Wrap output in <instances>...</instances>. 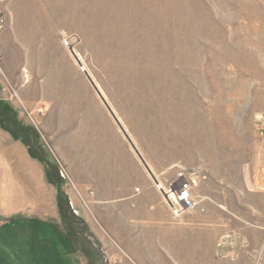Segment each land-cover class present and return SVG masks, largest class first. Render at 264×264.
Segmentation results:
<instances>
[{
	"label": "crops",
	"instance_id": "1",
	"mask_svg": "<svg viewBox=\"0 0 264 264\" xmlns=\"http://www.w3.org/2000/svg\"><path fill=\"white\" fill-rule=\"evenodd\" d=\"M0 11L9 21L0 32V117L9 110L31 117L39 147L58 165L61 189L83 222L71 235L56 190L45 182L44 160L28 155L0 124V214L13 216L0 219V264H90L86 228L103 264H252L264 243V140H253L242 188L228 181L220 187L207 175L193 187L203 210L175 219L125 140L97 135L96 146L80 135L77 115L68 117L69 101L76 106L79 99L61 92L60 38L84 27V10L62 0H0ZM23 195L33 204L15 199ZM20 212L28 217L15 220Z\"/></svg>",
	"mask_w": 264,
	"mask_h": 264
},
{
	"label": "rangeland",
	"instance_id": "2",
	"mask_svg": "<svg viewBox=\"0 0 264 264\" xmlns=\"http://www.w3.org/2000/svg\"><path fill=\"white\" fill-rule=\"evenodd\" d=\"M62 1L85 12L84 27L60 38L61 92L79 99L76 106L69 101L68 117L77 115L80 135L97 146V135L117 133L165 180L196 172L197 185L212 175L220 187L228 181L242 188L257 138L254 119L264 111V0ZM3 17L0 32L9 26ZM70 34L77 36L76 55L62 43ZM232 103L227 117L224 106ZM9 112L0 124L12 129L28 155L44 160L45 182L56 190L61 221L71 235L81 232L83 222L61 189L58 165L39 147L31 117ZM17 198L22 206L33 204V196ZM8 215L1 213L0 219L11 220ZM85 239L87 263L103 264L88 228ZM252 264H264V243Z\"/></svg>",
	"mask_w": 264,
	"mask_h": 264
},
{
	"label": "built area",
	"instance_id": "3",
	"mask_svg": "<svg viewBox=\"0 0 264 264\" xmlns=\"http://www.w3.org/2000/svg\"><path fill=\"white\" fill-rule=\"evenodd\" d=\"M5 27L3 13L0 12V29ZM75 34L67 35L62 43L70 52H74ZM80 69L85 70L81 64ZM254 135L259 140H264V111L256 115L254 119ZM148 177L153 187L159 192L163 204L168 208L171 216L175 219L180 218L187 212L196 209L203 210L199 207V201L193 192V187L197 186L196 172L185 174L178 172L173 180L160 181L158 177L148 168ZM139 189H136L138 191Z\"/></svg>",
	"mask_w": 264,
	"mask_h": 264
},
{
	"label": "bare ground",
	"instance_id": "4",
	"mask_svg": "<svg viewBox=\"0 0 264 264\" xmlns=\"http://www.w3.org/2000/svg\"><path fill=\"white\" fill-rule=\"evenodd\" d=\"M255 59H254V61H256L257 60V57H256V55H254L253 56ZM93 83V82H92ZM97 88V87H96ZM240 97V96H239ZM239 97H236V98H239ZM242 97V96H241ZM235 98V97H234ZM234 100H236V99H234ZM233 106H234V104L232 103V104H229V105H225L224 107L227 109L226 111V115L225 116H227L228 117V115L230 114V115H232L231 113L234 111V109H233ZM223 118V117H222ZM220 119V118H219ZM220 124V123H219Z\"/></svg>",
	"mask_w": 264,
	"mask_h": 264
},
{
	"label": "water",
	"instance_id": "5",
	"mask_svg": "<svg viewBox=\"0 0 264 264\" xmlns=\"http://www.w3.org/2000/svg\"><path fill=\"white\" fill-rule=\"evenodd\" d=\"M107 109L109 110L110 114L112 115V117L114 118V120L116 121V123L118 124V126L121 127L120 124H119V122H118V120L115 118L113 112H112L109 108H107ZM127 139H128V138H127ZM128 141H129L131 147L135 150V153L137 154V156L141 159V161L143 162V164L146 165V163L144 162V160L140 157L139 153L136 151V149H135V147L133 146V144L130 142V140H128ZM145 167L148 168L147 165H146Z\"/></svg>",
	"mask_w": 264,
	"mask_h": 264
}]
</instances>
